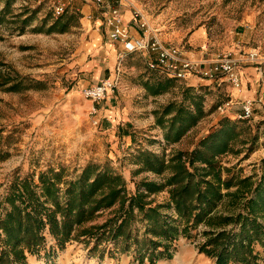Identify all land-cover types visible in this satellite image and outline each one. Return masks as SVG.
Listing matches in <instances>:
<instances>
[{"label": "rangeland", "instance_id": "rangeland-1", "mask_svg": "<svg viewBox=\"0 0 264 264\" xmlns=\"http://www.w3.org/2000/svg\"><path fill=\"white\" fill-rule=\"evenodd\" d=\"M114 4L122 14L127 10L133 16L138 10L163 41L192 54L231 52L241 58L242 66L264 62L245 59L252 49L264 57V0H118ZM49 5V0H0V214L7 207L2 197L15 177L32 176L36 181L41 171L63 168V176L70 178L89 162L121 174L127 196L133 195L137 186L142 189L143 180L162 182L168 174L141 170L139 151L165 159L178 150L190 151L223 117L237 122L239 134L227 151L216 156L228 169L222 177L252 176V184L264 172V82L256 90L252 116L238 120L237 111L216 110L221 102L203 95V83L177 79L167 92L148 94L144 81L163 75L149 69L143 55L131 53L121 62L118 87L92 102L83 89L113 74L103 71L106 55L99 57L110 43L100 6L92 0H69L63 14L55 16ZM25 18L29 24L23 22ZM55 20L68 21L69 27L50 32ZM187 86L202 96L205 114L178 142L165 144L153 112L171 100H181ZM100 103L111 104L112 111L100 113ZM93 106L96 113H91ZM237 188L245 186L235 184L222 192ZM230 199L224 195L216 208L219 214L233 212ZM145 200L151 205L168 202V188L148 193ZM117 207L118 203L97 212L84 226L101 224ZM161 211L174 216L169 208ZM140 218L133 222L139 237L144 229ZM217 223V219L203 221L191 229V236L180 234L169 248L172 256H157L152 263L146 255L139 260L132 243L125 249L121 240L104 239L92 249L94 238L74 236L59 248L46 233L37 253H26L24 264H214V258L199 251V243L205 239L203 231ZM255 251L257 264H264L262 246L256 244Z\"/></svg>", "mask_w": 264, "mask_h": 264}, {"label": "trees", "instance_id": "trees-1", "mask_svg": "<svg viewBox=\"0 0 264 264\" xmlns=\"http://www.w3.org/2000/svg\"><path fill=\"white\" fill-rule=\"evenodd\" d=\"M68 21L55 20L50 32L66 31ZM175 80L157 76L144 81L143 86L148 94L159 95L173 87ZM181 95V100H171L153 112L165 144L178 142L205 114L202 96L192 87H184ZM238 127L236 121L223 117L195 148L178 150L168 159L139 151L136 158L141 170L157 175L167 170L168 174L162 182L143 180L142 189L137 186L130 196L121 174L92 162L70 178L63 176V168L41 171L36 181L32 176L15 177L2 197L7 207L0 214V264H24L26 253H37L46 233L59 248L74 236L94 238L92 249L104 239L121 240L125 249L132 243L138 259L146 255L152 263L157 256H172L169 248L180 234L191 236L197 224L212 219L218 223L203 231L205 239L199 243V251L214 258V264H257L256 244L262 246L264 257V172L252 184V176L222 177V171L228 169L216 160L238 136ZM261 162L264 167V158ZM235 184L245 188L222 192ZM165 187L168 202L151 205L145 200L148 193ZM224 195L231 197L228 204L233 210L226 215L216 211ZM116 203L117 209L104 222L84 226L97 212ZM163 207L171 209L174 216L164 214ZM138 215L144 222L140 237L133 226Z\"/></svg>", "mask_w": 264, "mask_h": 264}, {"label": "built area", "instance_id": "built-area-1", "mask_svg": "<svg viewBox=\"0 0 264 264\" xmlns=\"http://www.w3.org/2000/svg\"><path fill=\"white\" fill-rule=\"evenodd\" d=\"M69 0H49V6L53 15L59 16L66 10ZM99 5L104 17V24L108 30V38L112 43H118L120 50L117 64L111 76L103 77L91 86L83 89V95L92 102H99L109 93H112L120 83L121 62L123 57L131 52H139L146 55V65L149 69L157 71L160 75L168 78L184 80L191 75H203L210 80L227 81L233 88L240 90L242 87L239 65L241 58L231 52L216 54L204 61L206 67L195 60L184 47L165 42L158 32L149 27L138 10H133V17L139 18L141 33L138 36H131L119 7L115 5L118 0H92ZM249 61H257L264 57L259 56L256 49L250 50L245 57ZM231 100L216 106V110L224 114L231 108ZM254 110V99L246 98L241 103V108L234 113L238 120L249 119ZM91 113H96V108H91ZM94 123H97L95 121Z\"/></svg>", "mask_w": 264, "mask_h": 264}, {"label": "crops", "instance_id": "crops-1", "mask_svg": "<svg viewBox=\"0 0 264 264\" xmlns=\"http://www.w3.org/2000/svg\"><path fill=\"white\" fill-rule=\"evenodd\" d=\"M121 15L123 18V22L128 27L129 34L131 36H138L141 33V30L139 28V22L137 21V19H135L132 16V14H130V12L127 10L124 11L123 14L121 13ZM99 21L100 23H102L100 19ZM103 23H104V17H103ZM98 25H97V29H98ZM107 35H108V30H107ZM109 42H110L109 45L107 44V47L105 48L103 47L101 52H99L100 58L106 55L107 60L103 65V71H105L107 74H110V72L114 73L117 64L118 53L120 50V45L118 43H112L110 40ZM188 52L190 53V51ZM203 52L204 51H199L196 52L195 54L190 53V55L195 60L201 63V67L205 68L206 64H204V61L205 60L207 61L210 57H212V55L203 54ZM131 53H139V52H131ZM139 54L143 55L146 58L145 54L143 53H139ZM242 63L239 65V72L241 74V80H242V87L240 90H236L235 88H233L227 81L210 80L204 77L203 75L201 76L191 75L186 79H189L192 85L194 84L197 85L202 83L205 84L206 86H204L203 88L204 90L203 95L205 97L207 96V99L209 101L215 100L216 102L222 103L225 100L230 99L232 101L231 108H229L227 112L232 114V112L234 113L235 111H238L241 108V103L244 99L246 98L256 99L257 97L256 90L260 86L261 82H264V62H258L257 64H247L243 66ZM204 104L206 105V103ZM111 107H112L111 104L102 103L100 107V113L103 112L105 115H107V112L112 111L110 110Z\"/></svg>", "mask_w": 264, "mask_h": 264}]
</instances>
